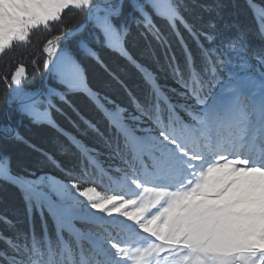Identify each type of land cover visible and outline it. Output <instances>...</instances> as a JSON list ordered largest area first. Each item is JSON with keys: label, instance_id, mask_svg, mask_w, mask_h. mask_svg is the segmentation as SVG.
Returning <instances> with one entry per match:
<instances>
[{"label": "trees", "instance_id": "obj_1", "mask_svg": "<svg viewBox=\"0 0 264 264\" xmlns=\"http://www.w3.org/2000/svg\"><path fill=\"white\" fill-rule=\"evenodd\" d=\"M171 2L170 19L148 0H123L118 13L108 15L122 37L121 49L108 46L93 22L58 43L84 71L89 91L71 89L51 73L35 100L52 91V122L34 121L13 106L8 118L14 135L6 136L7 105L41 88L44 46L78 28L88 5L66 7L12 42L0 55V131L6 134L0 135V157H7L11 174L53 175L80 188L107 189L140 166V154L109 113L121 114L137 136L148 132L168 140L194 127L204 113L215 115L219 91L240 63L264 73V0ZM56 219L41 198L0 177V264L91 263L90 256H77L75 236L60 230ZM85 224L94 233H110ZM66 242L68 249L62 247Z\"/></svg>", "mask_w": 264, "mask_h": 264}, {"label": "rangeland", "instance_id": "obj_2", "mask_svg": "<svg viewBox=\"0 0 264 264\" xmlns=\"http://www.w3.org/2000/svg\"><path fill=\"white\" fill-rule=\"evenodd\" d=\"M122 1L0 0V55L13 41L27 36L31 26L57 18L66 7L102 2L117 14ZM148 2L157 13L173 18L171 0ZM108 17L97 10L91 22L101 28L108 46L121 49L122 37ZM58 43L49 55V75L53 73L71 89L89 91L84 71ZM14 92L18 94L16 85ZM51 93L46 92L40 101L24 103L21 110L34 121L52 122ZM225 98L232 104L223 108ZM255 98L262 103L257 104ZM217 100L220 118L231 122L216 125L202 116L194 127L168 140L148 132L137 136L121 114L109 113L140 154L138 171L120 177L109 190L95 185L80 188L53 175L14 176L5 156L0 157V177L25 187L49 205L59 229L75 236L77 256H90V264H264V173L238 171L236 164L227 168L219 157L204 170L186 176L180 188L173 187L172 181L184 175L180 167H192L179 156L194 157V145L202 147L224 135L250 138L256 133V117L264 107V73L258 76L247 63H240ZM42 101L44 106L39 105ZM250 119L254 123L248 126ZM193 181V187L182 189ZM84 221L100 224L110 233H94ZM67 246V242L62 244Z\"/></svg>", "mask_w": 264, "mask_h": 264}, {"label": "bare ground", "instance_id": "obj_3", "mask_svg": "<svg viewBox=\"0 0 264 264\" xmlns=\"http://www.w3.org/2000/svg\"><path fill=\"white\" fill-rule=\"evenodd\" d=\"M52 48H53L52 44L47 45L45 49L47 55H51ZM255 99L257 104L262 103L261 99L259 98H255ZM230 104H232V101L225 98V103L223 107L226 108ZM258 114L261 121H260V125L256 127V131L257 132L263 131V136L262 135L259 136L258 134H252L250 138H245L239 135L238 136L231 135V136L222 137L214 142L215 144H220L221 149H223L225 152L228 153L229 151H232V155H229V157L224 160L225 165L230 166L233 162H235L236 164H238L239 167H254V165L256 164L257 162L256 159H258L261 156V153L264 151V107L261 109V111ZM247 123L249 124V122ZM253 142L257 143L256 149L253 148L252 145ZM209 145L211 144L205 143L203 146L208 147ZM243 146L246 147H244L241 150L242 152L240 153L239 150ZM204 147H202L201 149H204ZM250 153L251 156H249ZM201 154H202L201 151L195 150L193 153L194 157L185 158L184 156L183 157L179 156L180 157L179 160H185L186 162H189L190 165H194V163L197 161L195 156ZM199 165L205 168L204 162H201ZM190 169L191 168H186L185 166L180 167V173L186 175L187 170Z\"/></svg>", "mask_w": 264, "mask_h": 264}, {"label": "water", "instance_id": "obj_4", "mask_svg": "<svg viewBox=\"0 0 264 264\" xmlns=\"http://www.w3.org/2000/svg\"><path fill=\"white\" fill-rule=\"evenodd\" d=\"M120 5H121V3L118 5V8L120 7ZM96 10H98V11H104L105 13H107V14H109V15H114V14H115L114 12L105 9V8L103 7L102 2H95V3L91 4V5L87 8V11H86V14H85V20H84V22H83L78 28L70 29V30L66 31L65 33H63L62 35L57 36V37H55L54 39L49 40V41L46 43V45H45L44 48H43V54L46 56V63H45V68H44V76H43V83H42V86H41V88H40L37 92H35L34 94H31V95H29V96H26V97L22 98V99L19 100V101L11 102V103H9V104L7 105V107H6V109H5V113H4V115H5V118H6L7 122H8V124H9L10 133H9L8 135H6V134L3 133L2 131H0V135H6V136H12V135H14V128H13V126H12V124L10 123L9 118H8V108L13 107V106L23 105V104L26 103V102H29V101H31V100H34L35 98H37V97L42 93V91H43V89H44V87H45V85H46V81H47V79H48V76H49V55H47V53H46V51H45L47 45H49V44L54 45V44H56V43H58V42H60V41L66 40V39H68V38H70V37H72V36H74V35H76V34L82 32V31L85 29V27L90 23L91 18H92L93 14H94V12H95Z\"/></svg>", "mask_w": 264, "mask_h": 264}]
</instances>
